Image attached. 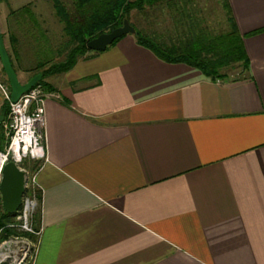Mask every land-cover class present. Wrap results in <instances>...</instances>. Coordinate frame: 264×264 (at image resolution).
<instances>
[{
	"label": "crops",
	"instance_id": "1",
	"mask_svg": "<svg viewBox=\"0 0 264 264\" xmlns=\"http://www.w3.org/2000/svg\"><path fill=\"white\" fill-rule=\"evenodd\" d=\"M228 1L244 79L128 35L46 80L33 264H264V0Z\"/></svg>",
	"mask_w": 264,
	"mask_h": 264
},
{
	"label": "trees",
	"instance_id": "2",
	"mask_svg": "<svg viewBox=\"0 0 264 264\" xmlns=\"http://www.w3.org/2000/svg\"><path fill=\"white\" fill-rule=\"evenodd\" d=\"M4 1L6 0H0V3ZM50 1L53 3L60 23L64 26V34L68 41L63 60L59 62H43L36 66L32 78L42 74L43 80L38 85L42 86L46 91L53 92L52 86L46 81L49 77L67 73L75 67L81 58L96 54L88 49L89 41L103 33H108L123 26L125 20H128L135 28L134 37L138 45L152 51L158 58L167 63L186 64L197 68L213 80L238 81L249 75L250 59L245 50L244 38L252 34L242 36L239 33L228 0H222L221 4L226 12L229 28L224 33L216 35L212 34V32L204 31L205 29H200L199 21L192 17L195 0H71L73 12L67 8L65 0ZM156 6L167 7L172 15L179 13L185 21L188 20L191 29L189 28L190 33L187 34V37L190 36V38L185 41L181 39L177 44L172 42L169 45H165L143 33L131 23L135 12H143L147 8ZM86 12H91L89 17L84 20L79 19ZM184 20H182V24H187ZM194 25L199 30L195 31ZM12 42L13 45L16 44L17 39L12 37ZM9 57L18 75L13 56L10 53ZM233 73L237 76L235 77ZM6 84L11 91L8 79ZM8 115L9 103L5 102L2 106V119H6ZM37 216L38 220L39 215ZM11 218H15V215H9L3 210L0 197V227L9 223Z\"/></svg>",
	"mask_w": 264,
	"mask_h": 264
},
{
	"label": "rangeland",
	"instance_id": "3",
	"mask_svg": "<svg viewBox=\"0 0 264 264\" xmlns=\"http://www.w3.org/2000/svg\"><path fill=\"white\" fill-rule=\"evenodd\" d=\"M65 2L67 8L73 12L71 0H65ZM221 2L222 0H195L192 17L199 21L200 29H205L204 31L212 32L214 35L228 30L226 12ZM89 14L91 12H86L79 19L84 20L89 17ZM176 15H172L167 7L156 6L133 15L131 23L159 43L169 45L173 42L177 44L181 39L185 41L190 38V36L187 37V34L190 33L189 28L191 29V27L188 20L185 21L180 15ZM182 20L187 24H182ZM193 28L195 31L199 30L196 25ZM63 29L64 26L60 23L50 0H6L0 3V30L7 51L13 56L18 70V78L22 84L27 83L32 78L39 63L63 60L68 41ZM12 37L17 39L15 46ZM103 53L97 52L88 60ZM54 77L56 79L62 76L56 75ZM0 80L6 84L7 78L1 63ZM4 102L6 100L0 91V109ZM8 118L9 115L6 119H2L0 116V122L6 121ZM7 142V135L0 123V151L4 149ZM23 167L26 170L35 169L33 162L29 160L24 163ZM37 215L32 221L34 230L38 229ZM9 223L0 227V246L5 242L18 240L28 243L30 252L34 250L37 246L38 237L25 233L16 217L11 218Z\"/></svg>",
	"mask_w": 264,
	"mask_h": 264
},
{
	"label": "built area",
	"instance_id": "4",
	"mask_svg": "<svg viewBox=\"0 0 264 264\" xmlns=\"http://www.w3.org/2000/svg\"><path fill=\"white\" fill-rule=\"evenodd\" d=\"M0 91L6 102L9 103V118L2 122V129L7 135V144L0 151V183L2 172L9 162H14L25 173V195L22 205L15 214L17 221L25 233L37 236L41 230L32 228V221L40 212L42 193L37 182L38 169L26 170L23 165L29 160L40 163L46 159L45 148V116L46 101L50 98H59L58 94L46 91L37 85L21 97L17 103L11 102V91L7 84L0 80ZM29 245L23 241H9L0 246L3 258L0 264H33L36 249L30 252ZM6 249V252H1ZM16 249H19L15 252Z\"/></svg>",
	"mask_w": 264,
	"mask_h": 264
},
{
	"label": "water",
	"instance_id": "5",
	"mask_svg": "<svg viewBox=\"0 0 264 264\" xmlns=\"http://www.w3.org/2000/svg\"><path fill=\"white\" fill-rule=\"evenodd\" d=\"M135 28L125 20L123 26L118 27L108 33H103L97 38L88 42V49L92 52H105L117 40L128 35H135ZM0 63L6 74L11 88V102L17 103L22 96L36 87L42 80L43 75L38 74L31 78L27 83L22 84L15 72L7 51L3 34L0 30ZM25 173L14 162H9L3 169L2 180L0 183L1 206L9 215H15L22 205V199L25 195ZM1 252H6L2 249ZM2 264H9L4 262Z\"/></svg>",
	"mask_w": 264,
	"mask_h": 264
},
{
	"label": "bare ground",
	"instance_id": "6",
	"mask_svg": "<svg viewBox=\"0 0 264 264\" xmlns=\"http://www.w3.org/2000/svg\"><path fill=\"white\" fill-rule=\"evenodd\" d=\"M19 250V249H16L15 252ZM3 258L2 254H0V260Z\"/></svg>",
	"mask_w": 264,
	"mask_h": 264
}]
</instances>
